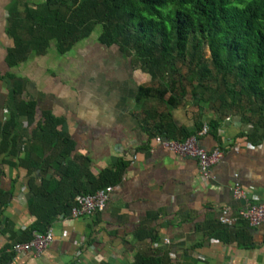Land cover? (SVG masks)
Segmentation results:
<instances>
[{
  "label": "crops",
  "instance_id": "1",
  "mask_svg": "<svg viewBox=\"0 0 264 264\" xmlns=\"http://www.w3.org/2000/svg\"><path fill=\"white\" fill-rule=\"evenodd\" d=\"M42 1L0 0V121L14 110L17 90L22 100L35 104L33 121L20 117L14 131L18 156L27 157L33 130L47 111L61 119L60 129L73 144L71 158L93 176L119 161L127 165L103 211L57 216L53 240L39 256L14 255L6 264H131L149 247L166 251L179 264H264V225L239 221L230 234L239 231L240 236L229 242L210 235L221 208L237 215L249 202L264 203V141L251 142L253 149L229 148L235 141L250 142L252 124L227 116L216 131L199 137L204 149L223 152L204 184L195 159L156 146L152 136L194 134L199 130L195 109L189 102L167 109L154 98L139 101L140 87L149 86L151 76L134 67L117 44L100 42L98 32L64 53L51 42L45 53L8 66L9 17ZM2 169L0 190L10 195L0 209V249L33 221L28 211L33 195L24 172L6 164ZM236 183L245 198L234 197ZM151 235L158 241L152 243Z\"/></svg>",
  "mask_w": 264,
  "mask_h": 264
},
{
  "label": "trees",
  "instance_id": "2",
  "mask_svg": "<svg viewBox=\"0 0 264 264\" xmlns=\"http://www.w3.org/2000/svg\"><path fill=\"white\" fill-rule=\"evenodd\" d=\"M7 29L13 38L8 66L45 53L51 42L64 53L98 32L100 42L117 44L134 67L151 76L150 85L140 87L139 101L154 98L167 109L189 102L198 129L205 119L211 131L220 120L237 115L253 126L250 142L264 141V0H43L14 11ZM19 94L17 90L15 111L0 121V176L4 164L24 172L33 195L28 206L33 221L0 249V264L15 255L14 243L30 240L34 232L45 233L57 216L68 217L76 195L116 185L127 165L119 161L93 176L71 158L73 144L60 129L61 119L47 111L33 130L27 157H19L14 133L18 119L31 123L35 113V104ZM190 135L180 133L179 138ZM9 195L0 190V209ZM236 224L217 222L210 235L226 242L239 238V231L230 234ZM150 237L152 243L158 241ZM246 243L243 239L242 245ZM131 264L179 263L166 251L149 247L137 252Z\"/></svg>",
  "mask_w": 264,
  "mask_h": 264
},
{
  "label": "built area",
  "instance_id": "3",
  "mask_svg": "<svg viewBox=\"0 0 264 264\" xmlns=\"http://www.w3.org/2000/svg\"><path fill=\"white\" fill-rule=\"evenodd\" d=\"M208 130L209 125L204 123L194 134L181 140L155 135L153 137V144L160 146L170 153L195 159L198 163L200 178L207 185L212 179V167L220 162L223 157L221 148L215 147L208 151L199 144V137L206 134ZM229 148L235 151L253 149L254 144L247 140H239L230 144ZM132 159L135 160L136 155H133ZM114 188L115 185H108L91 194L76 195L74 199L75 205L72 207L69 217L79 218L91 216L103 211L106 207L109 194ZM233 194L236 198H245V192L237 183L234 185ZM239 220L245 221L249 226L256 227L264 225V203L249 202L237 215H231L228 207L221 208L218 216L219 223L232 226ZM52 240L53 231L50 226L45 233L34 232L30 240L14 243L11 250L15 255L20 257L26 255L39 256ZM164 241L168 240L165 239Z\"/></svg>",
  "mask_w": 264,
  "mask_h": 264
}]
</instances>
